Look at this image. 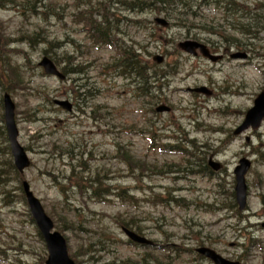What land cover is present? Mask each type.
I'll return each instance as SVG.
<instances>
[{
  "label": "rangeland",
  "instance_id": "374dc122",
  "mask_svg": "<svg viewBox=\"0 0 264 264\" xmlns=\"http://www.w3.org/2000/svg\"><path fill=\"white\" fill-rule=\"evenodd\" d=\"M236 1L243 11L263 12L247 36L231 26H237L238 15L225 21L220 18L222 10L213 8L199 10L203 19L192 21L199 27L190 28L177 25L163 13L134 15L144 18L145 27L129 25V45L148 62L154 55H162L164 63L156 66L170 71L159 77L167 84L157 92L167 99L162 103L172 107L166 113H154L157 103L150 97H133L130 85L109 66L117 53L110 46L90 41L79 21L85 15L83 7L73 0H46L55 15L45 19L30 10L21 14L22 7H0V52L2 47L20 50L3 56L6 64L20 66L23 83L9 93L15 104L18 140L30 159L21 174L15 169L9 174L13 179L7 183L10 193L0 194V264H44V244L30 221L26 203L15 196V186L22 180L29 183L57 230L63 221L70 227L73 221L81 227L79 231H60L76 264H212L194 252L204 236L209 240L204 245L226 258L264 264V229L260 226L264 222V118L255 131L248 129L234 137L230 134L264 84V10L259 8L264 0ZM36 7L38 11L44 8L39 2ZM156 17H164L169 25H156ZM245 20L252 18L239 19ZM201 26H210L211 31ZM36 32L38 36L29 40ZM194 36L211 45L221 42L225 51L246 52L248 57L225 58L215 64L200 56L190 57L177 48V42ZM43 50L58 60L60 69L81 66L82 73L66 74L65 80L44 74L37 65ZM3 70L1 82L9 90L8 71ZM82 83L86 84L84 90L92 93L84 101L70 91ZM200 85L214 94L199 96L185 90ZM4 91L0 84V96ZM54 99L70 101L72 111L55 105ZM1 116L0 105V162L8 159L12 163L4 147ZM147 129L153 130L154 142L145 133ZM178 143L195 151L196 158L212 155L224 169L218 174L191 173L196 167H188L187 154L159 147ZM241 157L249 158L251 166L245 175L247 205L241 212L247 220L240 225H252L247 230L257 240L253 246L240 236L243 230L234 228L239 224L229 217V210L220 209L225 206L228 190L233 189L232 172ZM78 158L90 168L82 177L103 170V181L126 187V192L136 196V205L112 195L109 201L81 195L71 180L80 175V168L74 167L77 176L71 178V167ZM59 184L67 186L66 195ZM160 195L165 200L155 202ZM172 198H183L184 203L177 205ZM122 219L137 222L142 229L138 233L154 240L156 248L127 242L119 226ZM100 240L102 245L97 243ZM81 243H92L90 250L82 253Z\"/></svg>",
  "mask_w": 264,
  "mask_h": 264
},
{
  "label": "trees",
  "instance_id": "16d2710c",
  "mask_svg": "<svg viewBox=\"0 0 264 264\" xmlns=\"http://www.w3.org/2000/svg\"><path fill=\"white\" fill-rule=\"evenodd\" d=\"M76 2V6L83 7L81 12L85 13L80 18V22L83 23L82 26L85 28V34L89 37L90 41L97 45H107L111 44L116 47L118 50L119 48V42L117 41V38L115 37L116 34L119 33L121 30V27L119 25V21L122 18V12L126 13H142L145 11H150L152 13H163L165 16H167L170 19H173L177 25L183 26L184 28H190V27H199V25H193L191 24L192 21H201L203 19V15L200 13L199 10L204 9L205 7H213L222 11L220 12V18H223L225 21H227V18L229 16H232L234 14L239 16V19L243 18H252V21L245 20L244 22H240L239 19L236 20L237 26L231 24L234 29H240V32L246 33V36L250 34L252 31V26L257 27V21L260 17H262L263 12H252L250 11H243L240 7V4L237 3L236 0H73ZM40 3L41 6L44 8L40 11H38L36 8V3ZM10 6L12 7H22V10L20 11L21 14H26L27 11L33 12V14H39L41 16V19H45L49 14L52 16L55 15V10L49 5V3H46V0H0V7L1 8H8ZM259 8H263L264 10V2L259 4ZM120 11V12H118ZM137 21V24H139L140 27H145L144 24V18L141 19H132L131 22ZM212 26L211 24H209ZM210 26H201L202 29H210ZM211 31V30H209ZM39 32L33 33L29 36V40H34L36 36H38ZM244 34V37H246ZM50 42V41H49ZM238 45V42H236ZM20 50H16L14 48L4 49L2 47V54L0 52V84L2 85V88H4L5 91H11L14 89L15 85L23 83L21 73H20V66L17 64H6L5 56H11V53H17ZM5 52L7 54H5ZM23 52V51H22ZM47 55L49 54L47 51H44ZM122 57L118 60H113L112 63L109 65L113 68L114 73L122 76L126 79L127 76H133L137 83L138 93L140 96H146L149 97L152 100H158V98L154 97L151 98V90L154 87L155 89H159V86L157 85V80H154L151 83L152 76L149 72V68L151 67L150 64H147L144 58H142L141 53L137 54L135 53V50L133 49H126L121 48ZM5 55V56H3ZM51 59L58 65V60L54 58V56L49 55ZM67 57L65 59L67 60ZM7 69V76L10 80V87L9 90L7 87H4L1 82V76L3 74V69ZM66 74H72V73H82L83 69L81 66L77 68H67L62 67L61 69ZM25 72V70H24ZM128 78V77H127ZM85 83L82 84H76L73 87L70 88V91H72V95H74L76 98L79 96L80 101L87 100L92 93L89 90H84ZM91 88V87H90ZM82 90V93H80V90ZM80 93V94H79ZM35 110L32 112V114H29L31 117L32 115H35ZM145 133L151 135V142H154V139L152 138L153 130L147 129L145 130ZM4 141L6 142V138L4 137ZM190 143H192V140H188ZM8 149L7 144L4 146ZM159 147L161 149H168L169 151H177L181 152L183 154H187L186 157V164L188 167H196L195 169H191V173L201 172L202 174H209L207 173V166L205 163L204 157L196 158L198 155H196L195 151H188L186 148L182 146L181 143L178 144H162ZM66 152L70 150V148H65ZM72 152V149H71ZM262 154L264 155V150L262 151ZM191 157H194V160L191 159ZM74 167H79L80 170L79 174L77 176V170H75ZM14 170L13 164L8 160L4 159L0 162V194L6 195L5 193L10 189H7V183L10 181V173ZM184 170V169H183ZM16 171V170H15ZM100 169H96L94 173L90 174L91 176L82 177L83 173L90 172V168H87L85 165V161H82L80 158H78L76 165L71 167V178L73 175H76L77 178H72L73 186L76 187L81 195H86L89 198H100L104 201H109V196H115L118 197L121 201H123L125 204L130 205H136L137 198L134 196L131 192H126L127 188L122 187L120 185H110L107 184L105 181H103L102 177L104 176V171ZM10 174V175H9ZM13 179L11 178V181ZM61 185L62 189L60 190L64 195H66L67 186ZM217 186L220 187L221 191L220 193L223 194L224 187L221 183H219ZM15 189L17 193L15 194L16 198L19 200L24 201V196L21 191L20 184ZM229 189V187H228ZM89 191V193H87ZM10 193V192H9ZM7 196V195H6ZM157 197L155 202H161L165 200L163 197ZM5 202L6 199L2 198ZM175 204L181 205L184 203L183 198H172ZM225 206L221 207L220 209H228L230 212L229 217H234L235 223L239 224V226H234L235 229L243 230L242 236L246 239V243H248V246H253L257 244V240L252 237L250 232L247 230V227H250L251 224L246 223V225L241 226L240 223L247 220V217L243 215L241 212L237 210L236 203L234 201L233 197V190L229 189L228 194L226 195V201ZM211 206V205H210ZM222 206V205H221ZM30 221L32 222L31 218ZM119 226L121 228H129L133 227L135 228L136 232H140L142 229L135 221H126L124 219L119 221ZM73 222H71V227L68 226V223L65 221L61 222L62 226L60 227L61 230H65L66 228L71 229V231H79L81 227L79 225H74ZM65 225V226H64ZM130 226V227H128ZM39 235V234H38ZM40 237V236H39ZM205 240L200 241L199 245H204V243H208L207 236H204ZM67 240V239H66ZM102 240V239H101ZM98 241L97 243L99 245H102V241ZM93 243V242H92ZM92 243H88V246L80 244V246H83V252H87V250H90V246ZM242 246L244 244L242 243ZM0 250H2L0 248ZM100 250V249H98ZM76 253H79V251L76 249L74 250ZM187 251H190V249H187ZM75 252H73L74 256L76 257ZM73 257V255H72ZM198 257L201 258V256L198 255ZM75 260V259H74ZM76 262V261H75ZM76 264V263H75Z\"/></svg>",
  "mask_w": 264,
  "mask_h": 264
},
{
  "label": "water",
  "instance_id": "95a60500",
  "mask_svg": "<svg viewBox=\"0 0 264 264\" xmlns=\"http://www.w3.org/2000/svg\"><path fill=\"white\" fill-rule=\"evenodd\" d=\"M161 24H165L164 19H157ZM178 46L187 53L195 54L196 49H199L204 56H208L210 59H216L211 56L204 44L198 43L194 40H184L179 42ZM241 54H234L233 57H239ZM157 61L160 60L158 56ZM38 64L43 68L44 72L47 74L55 75L59 79H63L64 75L59 71L54 62L46 55L42 56ZM194 91L208 93L209 91L205 87H197L192 89ZM57 104L61 105L67 110L71 109V104L67 100H56ZM3 106H4V119L7 130L8 139L10 141V150L13 156V161L15 167L19 171H23L30 163L25 150L19 144L17 140L18 130L14 121V103L10 98L8 93L3 95ZM169 107L165 105H159L155 108L156 111H167ZM264 117V91H261L254 99L253 105L248 108L244 114L242 122L233 131L234 134H239L247 128L255 130L259 127L262 119ZM209 164L214 169L220 168L218 162L213 161L209 158ZM250 166V161L247 158H241L238 161V165L234 168L235 175V200L238 204L239 210H243L246 206V184L244 175ZM23 192L30 210V213L39 229V232L44 240L45 247L47 250V257L44 264H74V261L69 256L65 238L63 235L57 231L53 230V222L50 217L46 214L40 200L33 194L27 181L22 182ZM125 232L129 238L139 243L148 244L150 243L145 237H142L135 232L125 229ZM197 251L209 259H211L215 264H245L239 261L228 260L222 257L215 250L201 246L197 248Z\"/></svg>",
  "mask_w": 264,
  "mask_h": 264
},
{
  "label": "flooded vegetation",
  "instance_id": "af4514ba",
  "mask_svg": "<svg viewBox=\"0 0 264 264\" xmlns=\"http://www.w3.org/2000/svg\"><path fill=\"white\" fill-rule=\"evenodd\" d=\"M126 14V13H125ZM125 33H128V30L126 29L125 30ZM199 41H202L204 42V44L207 46V48L209 49V51L213 54H215L216 56H220V58L217 60V62H220L222 61L223 59L225 58H228L229 56L227 55V53H229V51H225L223 48H222V43L219 42L218 44L214 43V44H210L209 42H207L205 39L203 38H197ZM235 46V45H234ZM134 47V45H133ZM236 49L238 48H241V47H238V46H235ZM231 53H229L230 55ZM245 56H247L248 54L245 52ZM198 55V54H197ZM168 72V71H167ZM133 82H134V78H133ZM132 82V83H133ZM210 94H214L213 90L211 89V92Z\"/></svg>",
  "mask_w": 264,
  "mask_h": 264
}]
</instances>
